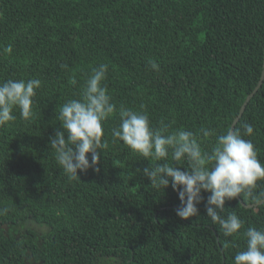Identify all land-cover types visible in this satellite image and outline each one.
<instances>
[{
  "label": "trees",
  "instance_id": "1",
  "mask_svg": "<svg viewBox=\"0 0 264 264\" xmlns=\"http://www.w3.org/2000/svg\"><path fill=\"white\" fill-rule=\"evenodd\" d=\"M263 59L264 0H0V83L42 82L31 121L16 109L0 126V264H233L247 229L264 230V207L226 202L224 215L244 222L232 237L204 203L200 216L181 220L171 185L156 191L142 176L154 162L111 132L123 106L146 112L153 128L192 131L210 152L257 87ZM101 63L117 108L103 123L108 147L98 172L70 180L50 138L59 107L81 98ZM245 122L264 165V80L233 131Z\"/></svg>",
  "mask_w": 264,
  "mask_h": 264
},
{
  "label": "clouds",
  "instance_id": "2",
  "mask_svg": "<svg viewBox=\"0 0 264 264\" xmlns=\"http://www.w3.org/2000/svg\"><path fill=\"white\" fill-rule=\"evenodd\" d=\"M6 51L10 52L11 46ZM149 63L153 70H159L157 63ZM107 71L108 65L103 63L93 68L81 98L68 100L59 107L56 119L61 129L55 130L54 137L50 138V147L58 166L70 180H80L78 172L86 173L90 168L98 172L100 153L108 147L107 140L103 139V123L113 117L117 108L104 84ZM41 83L35 78L0 83V126L16 120V109L23 120L31 121L33 98ZM118 114L119 126L111 132L113 142L122 141L133 154L154 162L143 168L142 176L156 191L164 192L171 185L178 194L180 207L176 209V216L181 220L200 216L198 206L204 203L206 216L220 226L225 237H232L244 222L234 212L224 215L226 202L239 198L250 205L264 207L261 187L264 165L252 140L244 138L253 136L251 124L245 122L234 131L216 136V143L208 152L202 149L192 131H170L171 125L163 121L159 128H153L146 112L123 106ZM200 133L203 137L215 135L207 128H201ZM182 161L187 167L181 166ZM202 193H208L206 201ZM244 235L246 249L234 256L233 264H264V230L249 227Z\"/></svg>",
  "mask_w": 264,
  "mask_h": 264
},
{
  "label": "water",
  "instance_id": "3",
  "mask_svg": "<svg viewBox=\"0 0 264 264\" xmlns=\"http://www.w3.org/2000/svg\"><path fill=\"white\" fill-rule=\"evenodd\" d=\"M262 66H263V71H262L261 78H260V81H259V83H258L257 86H260V84H261V82H262V80H263V78H264V59H263V65H262ZM255 92H256V91L254 90L253 93H251L249 96L246 97L245 102H244L243 105L241 106V108H240V110H239V113H238L237 117L234 119V121H233V123H232V125H231V127H230V130H231V131H233V128H234L235 124L238 122V120L240 119L241 115L243 114V111H244V109H245V106L247 105V103L249 102L250 98L253 96V94H254ZM230 130H229V131H230ZM238 200H239V202L241 203V205H242L243 207H245V208L252 209V208H256V207H257V206H254V205H245V204H244L239 198H238Z\"/></svg>",
  "mask_w": 264,
  "mask_h": 264
},
{
  "label": "rangeland",
  "instance_id": "4",
  "mask_svg": "<svg viewBox=\"0 0 264 264\" xmlns=\"http://www.w3.org/2000/svg\"><path fill=\"white\" fill-rule=\"evenodd\" d=\"M262 65H263V64H262ZM262 71H263V66H262ZM262 71H261V74H262ZM263 80H264V78H263ZM263 80H262V81H263ZM258 87H259V86H257V87L255 88V91L258 90ZM245 108H246V106H245ZM244 111H245V109H244ZM244 111H243V113H244Z\"/></svg>",
  "mask_w": 264,
  "mask_h": 264
}]
</instances>
